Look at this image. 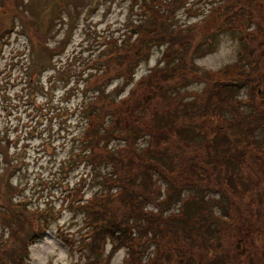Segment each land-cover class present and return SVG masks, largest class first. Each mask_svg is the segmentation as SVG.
<instances>
[{"label": "rangeland", "instance_id": "374dc122", "mask_svg": "<svg viewBox=\"0 0 264 264\" xmlns=\"http://www.w3.org/2000/svg\"><path fill=\"white\" fill-rule=\"evenodd\" d=\"M221 1L223 0H188L187 5L190 7L183 8L186 0H180L178 3L181 8L177 7L178 4L172 5V8L170 6L167 11L172 12L173 15L171 14V17L167 19L157 20L155 25L159 30L166 32L188 31L189 24L199 20L211 5ZM256 1L257 5L253 10L258 19L264 22V0ZM129 2V0H76L75 5L73 0H24V9L27 10L26 17L30 28L28 30L27 27H19L21 24L16 19L17 29L10 30L9 43H4L3 57L11 52V48L19 49L23 46L22 52L25 54L16 57L15 61L11 60L13 63L2 75L0 74V146L3 151L0 155V177L3 181H0V188L4 190V193L10 191L4 199L17 203L19 212L23 213L24 208L26 210L24 213H31L29 207L40 208L47 212L51 220L45 237L38 240L30 249V264H75V262L87 264L94 259L89 254L87 261L86 250L80 246L87 232L84 226L86 218L66 206L65 199L71 193L70 188L78 187L82 173L84 197L108 191L102 185L103 181L107 180L105 174L88 182L86 173L88 165L78 141L85 123L79 115L84 97L81 89L94 74V70L88 67V62L111 50V47L104 43L106 38L122 33L125 26L132 24V20L138 22L139 16L131 10H139L140 1L135 0L132 6ZM153 4L157 6L156 2ZM172 9L175 10L171 11ZM199 9L201 12L194 15ZM4 18L8 20L7 16ZM221 22H223L221 17L216 18L211 29H208V33H201L195 45H188L181 51L177 57L186 69L184 72L183 69L178 70L176 81L170 83L161 95L169 98L185 96V100H190L195 94H202L209 89L211 87L209 81L216 79V74L219 76L217 78H220L225 73L237 70L238 66L248 65L246 61L251 62L249 51L252 47L260 48L257 53L262 55L264 38L252 44L251 48L244 49L245 56H241L239 54H242L243 50L240 51V49L246 46L245 31L227 32V29H222L215 32L217 25ZM248 27V30L258 28L264 32V25L254 20L248 24ZM16 30L24 32L22 35H16L14 33ZM25 32L30 35V39ZM208 38H211L210 41L205 43ZM164 49L165 46L153 47L148 60L140 63L133 80L166 70L171 64L162 57ZM261 63L264 64V58ZM83 66L86 70L81 73L80 68ZM20 69L30 73L22 84L19 79H13L16 74H22V71H18ZM133 80L129 83L123 79L116 80L105 87L104 93L108 98H114V90L119 88L121 92L116 97V100H119L129 91ZM46 84H51L50 93H46V86H49ZM95 90L96 87L92 86L87 91L88 97H95L97 95ZM256 90H260V93L264 91L262 87H257L255 92ZM65 93L68 95L64 97ZM247 96H250L252 102L258 104V107L241 106V109L245 112H253L254 117L257 118L264 115V102L255 100L247 86L238 90L228 87L224 97L234 102L238 98ZM141 97L146 100L150 98V94L146 92L141 94ZM222 105L223 103H220L217 111H213L215 114H207L203 117L200 114L201 117L193 128L187 125L185 128L175 129L174 135L170 136L166 142L161 140L175 150L180 143L179 137L182 138V142L188 145L184 146L185 150L187 147L191 148L186 153L187 157L191 160L202 159L199 166L203 168V171L200 174L211 177L216 173L219 179L221 168L215 172L210 163L203 161L204 153L193 146L204 144L206 139L223 134L224 124L230 120L231 113ZM74 106L77 107L75 113L72 112ZM221 107L224 114L220 113ZM42 108L47 110V116L42 115L40 118L31 120L34 118V112H44ZM193 116L196 119L198 117L197 114ZM145 126H150L153 133L165 132L163 129L152 126L149 120L140 123L138 128L143 130ZM248 130L249 126L242 124L235 129V133L246 139V135H249ZM253 133L257 141L264 135V132L258 128ZM178 134L179 137H177ZM145 135L137 137L134 151L142 154L147 151L150 140ZM226 138L222 137V140ZM221 141L216 142V145L221 143L217 150L224 149L232 152L231 146L222 144ZM119 143L123 141L109 142L110 148L107 150L115 152L113 148H116ZM206 147L207 145L204 144L203 148ZM258 148L261 151L250 149L248 150L250 152H247L251 154L252 161L246 156L245 163L238 165L236 161L228 162V165L234 164L236 173H243L241 182H236V175L235 181L228 177L227 182L223 184L227 193L223 194L211 192L215 189L210 182L208 185L210 188L202 194L204 201L201 204L202 209L199 215L194 214L198 215L195 219L198 224L202 220L200 218L202 214L205 221L210 222L215 219L214 223L217 225L213 224V229L216 233H213L214 237L210 238L208 243L210 241L218 243L219 255L227 252L226 257L236 256L237 261L234 264H264V217L255 219V210L264 209V143L258 145ZM172 154L173 152H151L146 155L147 161L158 164L162 176H158L154 170L151 172L152 184L149 188L147 187V190L153 196L143 197L142 203L145 209L156 212L158 208L155 202H159L164 205L163 214L171 211V201L163 203L162 198L165 196L164 182L167 183L164 172L168 171L167 165L169 168L172 167ZM242 155L243 153H239V157ZM106 156L104 154L100 161L105 160ZM98 165L103 172H109V168L104 164ZM185 169V165L182 164L180 170L183 172ZM5 170H7L6 175ZM93 173L94 175L98 173L96 167ZM110 176L117 178L115 174ZM246 182L252 183L251 189L246 187ZM205 189L193 187L192 192L200 195V190ZM181 195L182 198L187 197L189 192L183 190ZM173 209L176 210V207ZM51 213L53 217H50ZM219 217L227 221L230 217L235 219L230 232L227 226L225 229L224 224H218L217 219H221ZM203 223L204 220L201 227ZM161 227L163 225L159 224L157 228ZM0 228H2L1 224ZM160 236L161 234L156 240H159ZM169 245L168 242L162 245L163 254L166 253ZM153 248L154 244L147 249L143 258L151 255ZM178 248L181 249L184 246L179 244ZM108 252L109 248H106L102 257H105ZM126 256L127 249L121 248L114 254L110 264H123ZM183 259V264H212L213 260L209 253L201 252L197 255L191 251H185Z\"/></svg>", "mask_w": 264, "mask_h": 264}, {"label": "trees", "instance_id": "16d2710c", "mask_svg": "<svg viewBox=\"0 0 264 264\" xmlns=\"http://www.w3.org/2000/svg\"><path fill=\"white\" fill-rule=\"evenodd\" d=\"M130 1L132 3L135 0ZM152 1L138 7L152 13L155 17L154 24L157 23V19L168 18L167 10L170 6L172 8V5L178 4L177 7L181 8L178 3L180 0H170L171 4H169V0H167L168 3L161 0ZM228 1L229 5L220 3L215 6L217 10L213 11L215 14L207 24L211 25L213 19L221 17L223 22L232 21L236 27L242 24L243 30L253 20L264 25V22L258 19L253 10L257 4L250 3V0ZM73 2L76 5V0ZM155 2L157 6L153 4ZM235 5L236 9L233 10ZM203 29L206 30L205 27ZM4 30H6L4 25L0 24V36ZM133 30L136 35L135 40H133ZM152 30L148 24L144 26V23H141L127 28L118 37L110 38L108 45L114 49L109 54L103 55L101 62L95 59L91 68L94 70L91 79H93V86L96 87L97 97H94L96 99L90 97V100L85 102L86 108L83 112L87 128L84 130L82 141L79 139V142L82 143V153H84L87 163L92 168L96 167L98 172L96 176L107 175L105 182L108 181L109 185L107 192L95 195L87 204L81 206L84 217L87 218L84 225L87 232L85 240L80 246L86 250L87 261L89 254L94 258L87 264H110L114 254L121 248L127 249V256L123 264H183L185 251H191L197 255L201 252L209 253L213 259L212 264L214 262L220 264L227 252L219 255L218 243L214 241L208 243V240L214 237L213 233H216L213 229V224L217 225L214 223L215 219L210 222L205 221L203 214L200 215L202 220L199 224L195 222V219L204 202L202 194L208 191L210 182L215 189L211 192L216 191L221 194L227 193L223 184L227 182L228 177L235 181L236 175V182H241L243 173H236L234 164L228 165V162L236 161L239 165L245 163L244 157L251 158V154L247 153L250 152L248 150L261 151L258 145H263L264 135L261 140L257 141L253 132L257 128L264 132V115H260L258 118L254 117L253 112L243 111L241 105L226 100L224 96L227 94L228 86L240 87L243 84H249L254 99L257 98L255 83L259 86L262 85L264 89V75L263 78L260 75L264 73V64L261 63L264 55L257 53L260 48H251L252 44L263 38L254 37L247 46L242 47L243 56H245L244 49L251 48L249 65L239 72L233 73L228 83L225 81L215 83L213 88L207 91L205 97L195 94L192 99L185 100V96L169 98L161 95L170 83L176 81L180 69H183V72L186 69L178 58L172 69L161 71L154 76L155 78L149 75L138 80L130 91L119 100H116L121 92L119 88L114 90V98H108L104 93L105 87L120 77H123L125 82H131L139 63L147 57L151 45L168 42L164 57L168 60L175 59L183 50L186 40L196 35L197 31V29L189 31L183 35L181 32L164 34L154 33ZM120 38H122L121 44L119 43ZM85 92L87 91L85 90ZM146 92L150 94V98L145 100L141 94ZM261 94H264V91ZM220 103H223L222 106L231 113L230 120L224 124L223 134L206 139L204 143L207 145L206 148H203L204 144L193 146L204 153L203 161L210 163L215 172L221 168L219 179L216 173L211 177L200 174L203 171V168L199 166L202 159L191 160L187 157L186 153L191 148L187 147L185 150L188 145L182 142L179 134L177 137H179L178 142L180 143L175 150H172L166 143H162L161 140L166 142L170 136L174 135L175 129L185 128L187 125L189 128H193L197 120L200 119V114L202 117L207 114H215L213 111H217ZM248 103L250 104L245 106L258 107V104H254L250 98ZM220 113L224 114L222 107ZM193 114H197V119ZM147 120L151 122L152 126L163 129L165 132L153 133L150 126H145L143 130L139 129L138 125ZM242 124L249 126V135H246V139L235 133V129L241 127ZM197 126L200 127L199 124ZM144 135L150 140V146L142 154L134 151V143L137 137ZM222 137L227 138L222 140ZM115 140L123 141V143H119L116 148H113L115 152L107 150L110 148L109 142ZM217 141L231 146L232 152L224 149L217 150L221 144L216 145ZM2 152L0 146V155ZM151 152H173L172 167L169 168L167 165L168 171L164 172V179L167 183L164 182L165 196L162 198V202L166 203L169 200L168 203H170L171 201V211L168 214H163L164 205L159 202H155L158 208L156 212H153L152 209H145L142 203L143 197L153 196L147 190V187L149 188V185L152 184L151 172L154 170L158 176H162L158 164L145 159L148 158L146 155ZM239 153H243L242 157H239ZM104 154L107 155L105 160L100 161ZM252 160L253 158L250 159V161ZM100 163L105 167H110L108 173L98 168ZM182 164L186 167L183 172L180 170ZM111 174H115L117 178L111 177ZM0 181H2L1 177ZM193 187L206 189L200 190L201 194L199 195V193L192 192ZM246 187L251 189L252 183L246 182ZM183 190L189 192V196L182 198ZM7 194H10L9 190L4 193V190L0 188V224L4 232L8 234L7 238L0 237V264H21L24 261V254L27 253L28 244L43 235L45 226L39 224V219L34 214L24 213L25 211L19 212L14 206L16 204L4 199ZM78 205L77 208H80V204ZM175 207L176 210L173 209ZM260 216L264 217V209L262 211L255 210V219L257 220ZM203 220L204 223L201 227ZM217 221L218 224H224L225 229L227 226L230 232L235 219L230 217L229 221L222 220V218ZM159 224H162L163 227L157 228ZM159 234H161L160 239L156 240ZM167 242L170 245L166 248V253L163 254L162 245ZM153 244L152 254L143 258L147 249ZM179 244H182L184 248H178ZM106 248H109V252L105 257H102ZM230 257L232 262H236L234 255H230ZM75 264H79V262H75Z\"/></svg>", "mask_w": 264, "mask_h": 264}]
</instances>
